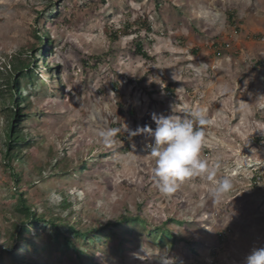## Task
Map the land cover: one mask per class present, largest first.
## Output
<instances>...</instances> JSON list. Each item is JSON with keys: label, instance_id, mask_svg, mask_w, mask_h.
Returning <instances> with one entry per match:
<instances>
[{"label": "rangeland", "instance_id": "1", "mask_svg": "<svg viewBox=\"0 0 264 264\" xmlns=\"http://www.w3.org/2000/svg\"><path fill=\"white\" fill-rule=\"evenodd\" d=\"M23 62L37 64L36 77L22 81L24 142L7 151L10 82ZM186 106L211 121L200 158L214 175L165 196L142 129ZM224 177L233 186L217 201L210 190ZM21 197L83 231L125 217L185 222L168 229L187 242L161 244L142 224L118 228L122 243L78 241L84 260L46 230L35 239L44 255L29 253L37 264H160L137 258L142 245L169 264H245L264 247V0H0V249H18Z\"/></svg>", "mask_w": 264, "mask_h": 264}, {"label": "trees", "instance_id": "2", "mask_svg": "<svg viewBox=\"0 0 264 264\" xmlns=\"http://www.w3.org/2000/svg\"><path fill=\"white\" fill-rule=\"evenodd\" d=\"M148 31H152V28L149 27ZM46 33L41 34L39 39L43 41L45 44H52L53 39H47ZM219 39V38H216ZM213 40V45L221 46V48H225L227 43L219 42L218 40ZM137 51L141 53L143 56L148 57L147 52L144 50L143 45L141 42L137 43ZM38 50V48H37ZM40 50V48H39ZM38 50V51H39ZM221 51V50H220ZM45 56L44 53H42ZM17 74L13 77L12 81L10 82V94L9 99L14 105L9 108V123L7 126V151H12L13 149H18L20 145L24 142L20 133L22 132L20 126V120H23L26 115L29 114H22L21 103L25 100V95L22 94L24 86L22 85V81L26 80L27 85H32L29 81H33L36 77V69L37 64H35V68L33 69L31 62L29 63H21L19 65L15 64ZM170 93H172L171 90ZM23 118L21 119V117ZM130 148V147H129ZM18 175V174H17ZM17 211L23 213L25 216V221L20 224H15L16 235L14 241L17 240L18 249L16 251L13 250L14 245L11 248H1L0 249V264L4 263L3 253H9L11 256L10 258L13 260L15 264H37V261H34L29 256V253L38 254V257L44 255V250L46 249V244H42V242H37L35 239H40L43 237L42 235L46 230L50 231L51 237L59 244L62 242L64 246V254L69 255L72 252V256H76L79 260H84V249L78 246V241L83 243L85 247H89V245L97 240H102L103 236H108V234L113 235L115 238H118L121 243L124 241V238L121 237L117 230L120 227L127 226L129 231L131 228L128 225H135V224H142L145 231L146 236L152 239L157 238L160 240L161 244H164L167 239L172 238L175 241L182 240L186 241L185 239L181 238L180 235L173 230L168 229V224L171 222L173 223H185L180 222L176 218L172 217L168 221L164 222L160 226H152L142 217L137 216L134 218L125 217L120 221L108 223L106 226L99 228V229H91L88 231H83L81 228H78L77 225H67L61 224L55 218H46L41 215H37L32 208L25 202V199L21 197L19 202L15 208ZM35 230V234H31V230ZM99 232V234H95V232ZM194 242H190L191 247H193ZM13 250V251H12ZM40 255V256H39ZM41 264H51L50 262L44 261Z\"/></svg>", "mask_w": 264, "mask_h": 264}, {"label": "clouds", "instance_id": "3", "mask_svg": "<svg viewBox=\"0 0 264 264\" xmlns=\"http://www.w3.org/2000/svg\"><path fill=\"white\" fill-rule=\"evenodd\" d=\"M174 113L176 109L174 108ZM183 115L171 116L153 114L155 129L146 127L142 131L152 138L147 145L148 151L155 160L154 179L156 186L165 196L177 191L180 185L193 177L211 179L213 170L209 169L207 162L200 158L202 148L205 146L203 126L210 124L203 109H193L187 106L182 110ZM135 134V133H133ZM232 182L224 177L215 182L210 195L217 201L232 188ZM138 259H158L160 264H169L170 258L153 257V254L142 245ZM245 264H264V247L253 249L246 257Z\"/></svg>", "mask_w": 264, "mask_h": 264}, {"label": "built area", "instance_id": "4", "mask_svg": "<svg viewBox=\"0 0 264 264\" xmlns=\"http://www.w3.org/2000/svg\"><path fill=\"white\" fill-rule=\"evenodd\" d=\"M200 264H207V263H205V262H201Z\"/></svg>", "mask_w": 264, "mask_h": 264}]
</instances>
